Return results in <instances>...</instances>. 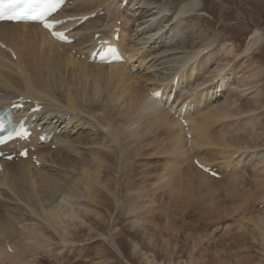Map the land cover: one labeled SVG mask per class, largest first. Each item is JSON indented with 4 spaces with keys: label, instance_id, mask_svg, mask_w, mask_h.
I'll use <instances>...</instances> for the list:
<instances>
[{
    "label": "rangeland",
    "instance_id": "1",
    "mask_svg": "<svg viewBox=\"0 0 264 264\" xmlns=\"http://www.w3.org/2000/svg\"><path fill=\"white\" fill-rule=\"evenodd\" d=\"M80 1L82 2L83 0ZM111 1V3L115 2L116 6L120 5L118 13L125 14V18L132 17L130 25L123 23L126 28L125 31L132 32L131 44L135 43L136 47L142 48L138 53L147 54V52L151 51V54L147 55L144 60L146 65L152 64V69L149 67L147 68L150 69L148 71L145 66H136L138 69L132 70L130 67L133 73L155 74L159 80L163 77L162 83H165L172 81V76L175 77V74L180 73V67L183 68L186 63L190 62V66L195 64V66L202 65L203 68H200V71L193 73L194 78L192 76V80L194 82L192 81L190 89L188 87L191 84L188 86L182 85V87L178 88V98L191 96L193 93H195V99H201L204 93L205 95H211L212 104H210L213 105L212 109H215L214 104L220 107L223 103L224 106L228 105V108L233 110L231 117L220 119L217 121L220 124L214 125L217 130L220 127V129L226 128V131H231L227 136L230 137V141L232 140V147L240 146L237 140L238 137L240 139L249 137L252 140L245 139L248 141V147H246L247 144H241L243 147L240 148V151L234 152V155L230 154L227 156H231L228 159H231L232 162L234 161L230 166L222 165L221 160L226 157H220L221 155L217 156L216 165L206 164L218 167V171L222 174L221 178L209 175L200 167L195 166L193 161H190L189 165L192 163L194 171H196L194 168L197 167V169L205 173V177L200 176L197 178L205 180L206 183L202 186L203 189H199L202 187H197L200 183L195 180L197 182V185L196 182L193 183L195 190L192 193L191 190L185 192L180 190L181 181L178 182L175 179H171L169 175L170 171H174L176 173L175 177L180 176L179 171H183L186 165H176L179 162L178 159L175 161L176 163H171L172 158L175 156L167 150L169 144L168 142L165 143L166 132L163 129L165 124L158 129V133L156 131L154 134L147 133L149 135L145 137L146 130H143L144 125L141 120L142 125L139 130H142L140 133H144V135L139 138L132 136V134L131 136H126L128 142H126L125 146L123 145L124 147L121 144L122 149L119 148L123 153L120 152L116 155V161L110 159L109 162L111 164L109 162L105 163V166L101 169L102 175L100 179L102 183L96 185L97 187L94 186L93 190H91L94 191L93 193L96 196L94 200H87L81 194H78L75 197L66 199V202L64 201L67 208H72V206L74 208L80 202L81 205L87 203L90 208L83 220L85 222L82 221L83 223L78 222L77 224L70 222V225H73V228L72 225L70 227L72 229L70 231L71 234L69 232L63 233V240L57 234L61 227H58L59 229L56 228L55 230L58 231L55 232L53 227L48 225L47 222L45 223V220H42L43 218L29 215L24 210L29 208L25 201L17 193H11L14 191L3 187L4 189L0 190V214L4 210H10L11 206L13 208L16 204H20L22 208L24 207L22 210L11 209V211L19 214L26 213L23 217L26 223L24 222L23 226L45 230L43 236L47 233L44 237L47 236L49 238L46 240L42 236L45 241L40 239L39 242L42 240L44 243L42 245L38 243L40 249L37 244V249L39 250L36 249V251H38V255L34 248H28L26 251L23 246L20 250L13 246L11 248L14 252L5 249L14 255L15 260L13 257L6 258L0 255V264H31L32 261L38 264H264V246L250 235L249 229L251 228L248 223L250 216L264 211V3L258 4L256 0H203L194 11L191 12V8L188 7L186 9L188 11H182L181 14L179 8L184 1L188 0H130L126 6H122V1L120 0ZM102 7L95 8V10L100 11ZM104 11L105 14L100 11V17L105 15L107 20L105 19L104 22L100 21V23L97 21L99 26H94L97 29L91 35L95 31L100 32V30H107L103 32L111 33L113 29L109 30V28L117 26L112 24L113 19L108 10ZM177 15L179 17L176 19ZM117 17H120V15H117ZM169 17L172 19L168 23L163 22ZM120 18L114 20L113 23L116 24L115 21H117L118 24L124 20L123 17ZM135 18L136 21L134 23L133 20ZM147 20L148 23L145 22ZM153 22L156 24H153ZM120 25L123 24L121 23ZM149 25H153L151 28L156 26L158 28L152 31V33H157H155L154 40L151 41L146 38L148 37L146 35L149 34ZM133 27L134 32L131 30ZM171 27H173L174 31H171ZM121 28V31H123L124 28ZM77 30H79L78 34H75V36L81 34L82 30L85 33L87 29L84 25ZM91 31L93 30L90 29ZM144 31L147 34L143 33ZM256 36L259 39L258 43L251 50L249 46ZM91 39H93V36ZM178 42H184L185 47L178 48ZM76 50L74 48L72 51L73 57L83 63L84 58ZM199 50L201 51L199 52ZM193 52L194 54L196 52L199 53V58H197L198 60H196L195 64L191 63L192 60L184 61V63V58L188 54H193ZM207 56H209V59ZM131 57L134 58L135 56H130L129 58ZM216 70L221 72L218 73ZM215 74H218L217 77ZM144 78L142 75L139 76L140 82L147 88L148 86L144 84L149 81ZM152 83L154 82L150 81L149 85H152ZM162 83H160L161 86H163ZM222 83L224 85L221 88L220 84L222 85ZM165 86L167 87L168 84ZM196 87L198 88L196 89ZM213 88H215V92H213ZM210 90L211 92H209ZM1 93L3 92L1 91L0 95ZM213 98H215L214 101L212 100ZM159 103L162 104L161 102ZM209 106L205 105V109L210 108ZM50 107L54 109L52 111L62 114V117H67V114L64 113V110L59 105L54 104L50 105ZM201 108L203 106H200V111ZM181 111L183 110L181 109L179 113ZM72 112L78 113L77 110H72ZM81 115L86 118L90 117L87 120L88 123L86 121L82 130L75 132L74 135L67 129L64 136L81 137L84 136V134H81L84 131H86V134L91 135L96 130V133H98L99 128H101L100 131L102 133L105 131L99 122H94L98 121L97 118L88 116L85 113ZM69 116L70 118L66 120V123L71 122L70 124H72L74 117L72 114H69ZM91 120L93 123H98L95 128ZM119 123L117 122V124ZM230 124L234 125L231 126ZM134 125L136 127L137 123H134ZM239 125H242V128L245 129L238 128ZM236 126L237 128H235ZM126 127L128 128V124H125L123 128L125 135L127 132ZM247 132L249 133L248 135ZM137 141L139 142L136 143ZM256 141L259 142L257 143ZM106 145L114 149L115 143L111 141ZM45 146L50 147V144ZM108 147L106 148L108 149ZM244 149L245 151L243 152ZM53 150L58 151L59 149L55 148ZM125 156L127 158H124ZM86 157L92 159L90 152H88ZM198 158L197 156L196 159L198 160ZM47 166L49 164L45 162V168ZM50 167L53 168L52 165ZM165 167H168L167 169L170 171H166ZM10 171L14 172L13 174H18L17 169H11ZM234 172L237 173L239 180L235 181L236 184L234 183L233 185L229 181ZM59 173L60 177H66L61 175L63 174L62 172ZM161 174L166 184H162L159 181L158 176ZM109 178L111 180H108ZM236 178L234 177L233 179L235 180ZM260 178H262V182ZM107 181L109 182L106 183ZM258 181H260V186H256ZM104 183L107 186L109 185L108 189H106V186L104 187ZM225 185H229V188H234L235 196L233 198L226 195L227 189ZM209 187L214 190L210 191ZM240 187L242 190L239 189ZM256 187L258 188L257 190ZM5 192L10 194L11 197H6L5 195L7 194ZM242 192L248 193L244 196ZM254 194L257 195V199H254ZM202 195H204L203 198H201ZM211 196H215L219 202L218 206L215 205L216 209L209 204ZM243 196L244 199H250L249 202L247 201L242 204L243 206H240L244 202V200H241ZM62 199L61 194L59 201H62ZM137 207L140 208L139 213L130 212L132 208ZM151 207L154 208V211L147 212ZM232 210H234L235 214H229L228 216V212L230 213ZM218 215H223L225 218L219 221ZM198 223H200L199 228L195 230V224ZM20 225L15 222V227L18 229L22 227ZM188 232H193V237L187 235ZM65 235L66 237H64ZM29 240L32 241L27 237L23 242L30 243ZM238 242H241L242 247H237ZM19 246L21 247V245ZM34 251L36 256L33 253ZM18 252L19 255L14 254Z\"/></svg>",
    "mask_w": 264,
    "mask_h": 264
},
{
    "label": "bare ground",
    "instance_id": "2",
    "mask_svg": "<svg viewBox=\"0 0 264 264\" xmlns=\"http://www.w3.org/2000/svg\"><path fill=\"white\" fill-rule=\"evenodd\" d=\"M72 1H73L72 4L68 7V5L70 4V0H69L66 8L63 9L61 13L62 17L80 16V18L78 19L80 20L81 17H83L84 15L90 12H94L95 8L98 9V7L100 8V6H103L101 9L108 10L113 21L117 19H121L120 17L124 18V20L122 21L123 25H121V27H123L124 29L123 31L120 32L119 41L121 43L122 48H124L125 53L127 54V59H128L127 62L104 65V64L90 63L87 60V58H84L83 63H81L79 62V60H77V58L73 57L74 54L72 53V49L73 48L77 49L76 52H79L81 55L84 49H86L85 46L87 42L91 39L92 36L94 38V35L97 32L95 31L93 35H91L92 33L88 34L90 29H92L93 30L92 32H94V30L97 29L95 27L99 26L97 21H99V23L100 21L104 22V20L106 19L105 15L101 17L99 15H96L95 18L89 19L87 22L85 21L86 22V23L84 22L85 24L78 25V26L85 25V28L87 29L85 33L87 34H83V36L81 34H79V36L77 35L79 39L74 44H64L58 40H55L40 25H35L33 23L0 22V39L4 43H6L7 47L9 46L12 48L17 58L16 60H14L12 53L7 48L0 47V91H3V93L5 91L3 95H0V101L10 104V102L14 98L19 97L21 95L30 97L31 100H36L43 105V109L39 114H41L43 118L49 117L51 120L54 118L53 123H55L57 127L56 129L57 134L52 137L50 143L41 144L38 140V137L35 135L33 136L34 137L33 139L29 140L30 145L33 143L35 146V151H31L29 157L25 159L22 158L20 162H11L7 159H0V190L2 191V189H4L3 187H6L10 191H14L11 193L13 194L17 193V195L21 199H23L27 204V206L29 207L28 210L24 209L25 212L29 213V215H36L39 218L40 217L43 218L42 220H45V223L47 222L48 225L53 227L55 232L58 231L55 230L56 228L59 229L58 227H61L59 229V232H57V234H59L62 237V240L64 239L63 233L66 234L72 231V229H70L72 225V224L70 225V222H73L75 224H77L78 222H82L84 218L87 216L90 208L87 206V203L81 205L80 204L81 202L74 208L73 206L72 208H67L65 206L66 199H70V197H75L78 194H81V196L87 200H94L96 196L95 193H93L94 191L91 190H93L94 186L97 187L96 185H100L102 183L100 179L102 175L101 169L105 166V163H108L110 161V159L116 161L115 158L116 155L122 152L121 150H119V148H121V144L122 146L123 145L125 146L126 142H128V140L126 139L128 136H131L132 134V136H136L139 138L144 135V133L142 134L140 133V131L142 130H139V127L142 125V123L144 125L143 130H146L145 137H147L151 133L153 134L156 132L158 133V129H160L161 126L163 127V124H165V126L163 127V129L166 132L165 143L168 142L169 144L167 150H169L168 152H170L171 154L173 153V155L175 156L174 158H172L171 163H176L175 161L178 159L179 162L177 161L178 163L176 165L179 166L186 165L183 171H179L180 176L177 177H175L176 173L174 171L168 170L167 169L168 167H165V169L166 171H170L169 175L171 179H175L178 182L181 181L180 182L181 191L188 192L191 190V193L192 191L195 190V187H193L194 186L193 183L196 182L195 180H197L200 183L197 187L204 186L206 181L197 178L200 176H204L205 173L200 169H197V167L194 168L196 170L194 171L192 168L193 166L192 163L191 165H189L190 161H193V164L197 166V164L195 163V159L198 156L199 157L198 161H200V163L215 164L216 159H218L217 156L221 155L220 157L222 156L226 157L224 160H221L222 165L230 166L231 164H233L234 161L232 162L231 159L230 160L228 159L229 157L231 158V156L229 157L227 156L230 154L234 155V152L240 151V148L243 147L241 146V144L242 145L247 144L248 142L245 139H249V140L251 139L249 137H245V138L243 137L242 139H240V137L238 138L236 137L240 146L232 147L233 146L232 145L233 143L231 142L232 140L230 141L229 140L230 137L227 136V134L228 133L230 134L231 131H226V128L220 129L219 126H218L219 128L217 127L218 128L217 130L215 127L219 123V122L217 123V121H219L220 119L231 117L230 115H232L233 110L228 108L229 106L226 104H225L226 106H224L223 103L221 104L220 107L214 104L215 109H212L213 105H211L212 104L211 95H205L204 93L201 99L198 98L195 99L193 97L195 93H193L191 94V96H184L182 98L181 97L178 98L177 96L178 88L182 87V85L188 86L191 84V86L188 87V89H190L192 87V83L194 82L192 80L193 73L196 71H200V68H203L202 65L199 66L200 64L198 65L199 68L198 66H195L196 65L195 62L196 60H198L197 58H199V53L196 52V54H194L193 52V54H188L184 58L183 62L192 60L191 63H194L195 65L190 66L189 65L190 62H189L186 63V65L183 66V68L179 66L181 69L179 68L177 69H179V72L181 71L180 72L181 75L179 76L176 83L174 82L175 77L173 76H172L173 78L172 81L165 82L164 80L165 83H162L163 77H161V79L159 80L157 79L155 74L151 75L150 72L149 75L148 73L135 74L130 69V66L132 64L137 67L145 66L146 69L149 67L151 68L152 64L146 65V61L144 60V58L147 55L151 54L150 53L151 51L147 52V54L146 53L140 54L141 52L138 53L139 50H141L142 48L141 47L139 48L138 46L136 47V44L134 42H133L134 44H131L132 32L127 30L125 31L126 28L124 23L130 25L132 17L130 18L128 16L129 18H125L126 16L125 14H120V12L118 13L120 5L118 4V6H116V3L115 2L111 3L112 2L111 0H83L82 2L80 0H72ZM120 1H122L123 3V0ZM202 1L203 0L184 1V3L181 4L182 6L179 8V12L180 13L182 11L187 12L188 10L186 9H188V7L191 8V12H192L195 10V8L198 7V5L202 3ZM256 1L258 4H262V2L264 3V0H256ZM117 15H120V17H117ZM178 17L179 15L176 16V19ZM142 18L144 17L142 16ZM171 19L169 17L167 20L163 21L164 20L163 19L162 21L168 23ZM148 20L145 22L148 23ZM77 21H69V23L65 24L64 27L66 28V25L67 28L74 27L73 28L74 33L76 32L75 34H78L77 32L79 30L77 29L79 27L77 26ZM113 21L112 24L118 26V24H114ZM134 21H136V18L135 20H133V22ZM153 24L156 23L153 22ZM151 26L153 25H149L148 27L149 34H147V32L145 31L143 32L147 34L146 36L148 37L146 38H148V40L150 41L154 40V37L156 36L155 33H157V32L152 33V31H154V29L155 30L158 29L157 26L156 27L154 26L155 28H151ZM164 26L166 27V25ZM121 27L120 30L122 29ZM114 28L112 27L109 28V30L113 29L111 33L103 32L107 30H100V32L101 33L103 32V36H105V38L111 39L112 42L114 40L113 39ZM129 28L131 27L129 26ZM131 30L134 32V27ZM172 30L173 27H171V31ZM136 35L138 36V34ZM258 40L259 39L256 36L252 40L249 49L252 50L254 46L258 43ZM177 44H178V48L185 47L184 42H178ZM200 51L201 50H199V52ZM130 56H135V57L134 58L131 57L132 58L131 59L129 58ZM207 58L209 59V56H207ZM135 62H137V64H135ZM191 67L192 69L190 70ZM147 70L149 71L150 69ZM216 71H218V73L221 72L220 70H216ZM141 75L143 76V78L145 77L149 82L151 81L154 83H152V85H149V82L148 83L146 82L144 85L148 87L147 88L144 87L143 83H141L139 80V76ZM217 75L218 74H215L216 77ZM160 83L164 85L162 92L163 97L162 99H156L151 94V92L160 88L161 87ZM167 84L168 86L166 87L165 85ZM223 85H224L223 83L222 85L220 84L221 88ZM174 88H175L174 99L171 101V96ZM197 88L198 87H196V89ZM189 91H193V90H189ZM209 92H211V90ZM213 92H215V88H213ZM212 100L214 101L215 98H213ZM17 102L18 101H15V103ZM159 102H161L162 104H160ZM201 103L203 104L201 105ZM54 104L59 105L64 110V113L67 114L66 118L62 117V114L52 111L54 109H52L50 105H54ZM167 104L170 106V109L175 108L176 113L174 114L171 113V111L166 108ZM205 105L206 106L210 105L209 106L210 108L206 110ZM200 106H203V108H201V111H200ZM183 107H185V110L179 113L181 109L183 110ZM20 109L13 113H18ZM72 110H77L78 113L77 114L73 113ZM100 110L101 112H99ZM52 113H54L55 115L52 116L53 115ZM82 113L97 118L98 121H94V122H99V124L104 128L105 131L102 133V131H100L101 128H99L98 133H96L97 130L95 132L92 131L94 133H92L91 135L86 134V131H84L83 133H81L84 134V136L81 137L64 136V134H66L67 129H69V132L72 133L73 135L75 132H80L82 130L84 124H86V121L89 120L90 118V117L86 118L85 116L83 117L81 115ZM39 114L37 113L36 115ZM69 114H72L74 117L72 119V124H70L71 122L68 123L65 122L67 119L70 118ZM180 116H183V118H181ZM141 120L143 121L142 123ZM117 122L119 124H117ZM64 123L66 124L62 126ZM134 123L135 124L137 123L136 127H134L135 126ZM97 124L98 123H93L94 128L97 126ZM125 124H128V128L126 127L127 130L126 135L124 134L125 130L123 131ZM51 125L52 123H49V126ZM239 126L238 128L245 129L242 128V125ZM58 128L60 129V131H64L63 135L60 134ZM235 128H237V126ZM162 132L164 133V131ZM248 132L247 135L249 134ZM147 133L149 134L147 135ZM190 135L191 137L189 138ZM263 138L261 137V139ZM233 140L235 139L233 138ZM111 141L115 143V146L113 145L114 149L109 148L108 145H106ZM138 142L139 141H137L136 143ZM256 142L258 143L259 141ZM49 144L50 147L53 144H56L59 150L52 151L50 147L45 146ZM248 146L249 144H247L246 147ZM106 147H108V149ZM244 151L245 149L243 150V152ZM88 152H90L92 159H88L89 157L88 158L86 157ZM34 154H36L37 159L41 160L42 162L40 167H39L40 164H38L37 166L34 164L35 162L33 163L32 156ZM194 156L196 157L194 158ZM124 158L127 157L125 156ZM45 162L49 164L47 168H45ZM51 165L53 168L50 167ZM49 167L50 169L48 170ZM11 169H17L18 174H13L14 172L12 173L10 171ZM59 172H62L63 174L61 175H65L66 177H62V176L60 177ZM231 177L232 178H230L229 182L234 185L235 181L239 180L237 173L234 172V174H232ZM234 177L237 178L234 180L233 179ZM158 178L159 181L162 182V184H166L162 174L159 175ZM261 179L262 178H260V180ZM108 180H111V178H109ZM108 182L109 181H107L106 183ZM259 182L260 181L256 183V186H260ZM106 183H104L105 184L104 187L106 186V189H108L107 187L109 185L107 186ZM225 186H226L225 188L227 189L226 195L230 196V198H233V196H235L234 188H229V185L228 186L225 185ZM199 189H203V187ZM239 189H241V187ZM257 189L258 188L256 187V190ZM209 190L213 191L214 189H212V187H209ZM247 191H248V187H247ZM7 192H5V194H7L5 196L6 197L8 196L10 198L11 195L8 194L9 192L8 193ZM243 192L242 194L244 196L248 193V192L247 193L246 192L243 193ZM61 194L63 199L62 201H59ZM244 196L243 199H241L244 200V202L241 203L240 206H243L242 204H245V202L247 201L249 202L250 198H248L247 200L244 199ZM256 196L257 195L254 194L253 196L254 199L256 198ZM203 197L204 195H202L201 198ZM251 200H253V198H251ZM218 203L219 202L215 198V196H211L209 198V204L211 205V207L216 209L217 207L215 205L218 206L219 205ZM15 206H13V208L11 206V209L22 210L24 208V207L22 208L20 204H16ZM11 209L10 210L7 209L6 211L3 209L4 211L1 212L0 214V255L5 256L6 258L13 257L15 260L14 255L12 253L11 255L9 253L10 251L7 252L5 249L8 250L9 246L10 247L14 246L15 248H18V250H20L22 249L23 246V249L25 250L26 249L28 250V248H34L36 251L37 244L41 243L40 245H42V243H44L45 240L43 239V237L47 233H45V235L43 236L44 234L43 232L45 230H42L40 228L39 230L33 229L28 226H25L26 227L25 228L23 226L25 222V219L23 217L26 215V213L19 214L17 212L11 211ZM139 209L140 208L138 207L134 209L132 208L130 212L139 213ZM236 210L239 211L238 209ZM153 211L154 208L152 207L147 210V212H153ZM229 214L234 215L235 214L234 210H232L230 213L228 212L227 215L229 216ZM218 218L220 221V219L225 218V216L218 215ZM15 222L17 224H21L20 226L22 227L20 229L15 227ZM248 223L250 224V228H251L249 229L250 235H252L254 239L260 241V243L264 246V211L257 212L256 214L250 216L248 218ZM199 225L200 223L195 224V230L199 228ZM193 232H188L187 235L193 237L192 236ZM23 236L24 238L22 239ZM27 237H29L32 240V241L29 240L30 243L23 242V240L25 238L27 239ZM64 237H66V235ZM44 238H46L47 240V238L49 237L46 236ZM40 239L44 241L41 240V242H39ZM7 240L8 242H6ZM19 245H21V247ZM40 245L38 246L39 249H40ZM238 246L242 247L241 242L237 243V247ZM30 250L33 251L32 249ZM35 251L33 253L36 256V254L38 255L37 253L38 251H36V254ZM14 254L19 255V252Z\"/></svg>",
    "mask_w": 264,
    "mask_h": 264
},
{
    "label": "snow or ice",
    "instance_id": "3",
    "mask_svg": "<svg viewBox=\"0 0 264 264\" xmlns=\"http://www.w3.org/2000/svg\"><path fill=\"white\" fill-rule=\"evenodd\" d=\"M57 0H0V20H39L44 23L46 28L53 27L54 24H59L60 21H51L48 19V13L55 10ZM21 4L33 5L36 4L39 7L32 10L17 11L13 6H19ZM12 8L11 12H6L5 9ZM54 35H59L62 38L66 37L63 33L56 32ZM153 95H159V93H153ZM10 123V122H9ZM6 130V124L4 121H0V131ZM28 132L24 128L19 130L12 129L7 131V135H0V144L12 140L13 136H27ZM22 155H27V152H22Z\"/></svg>",
    "mask_w": 264,
    "mask_h": 264
}]
</instances>
